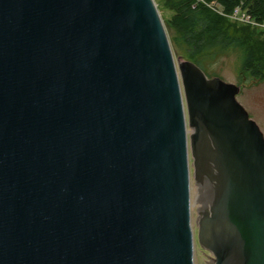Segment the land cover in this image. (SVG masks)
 <instances>
[{
	"label": "water",
	"instance_id": "95a60500",
	"mask_svg": "<svg viewBox=\"0 0 264 264\" xmlns=\"http://www.w3.org/2000/svg\"><path fill=\"white\" fill-rule=\"evenodd\" d=\"M243 86L176 67L154 0H0V264H197L189 153L199 243L264 264Z\"/></svg>",
	"mask_w": 264,
	"mask_h": 264
},
{
	"label": "trees",
	"instance_id": "16d2710c",
	"mask_svg": "<svg viewBox=\"0 0 264 264\" xmlns=\"http://www.w3.org/2000/svg\"><path fill=\"white\" fill-rule=\"evenodd\" d=\"M161 4L172 12L165 24L173 31L172 42L184 59L205 67L208 61L238 50L242 53L240 74L264 79L263 31L238 25L227 16L239 6L264 20V0H162Z\"/></svg>",
	"mask_w": 264,
	"mask_h": 264
},
{
	"label": "rangeland",
	"instance_id": "374dc122",
	"mask_svg": "<svg viewBox=\"0 0 264 264\" xmlns=\"http://www.w3.org/2000/svg\"><path fill=\"white\" fill-rule=\"evenodd\" d=\"M161 19L163 21L166 34L171 47V52L173 55V60L175 66L184 59L183 53L177 48L172 42L173 31L167 27L165 24V19H167L172 13L169 9L162 7V0H154ZM230 21L237 23L238 25L246 24L250 25L255 29V31H263L264 26L257 25L251 22L243 21L238 18L229 17ZM264 23V20H258ZM242 60V53L238 50H231L226 54L219 56L218 58L208 61L205 67H201L202 70L208 77L219 76L226 82L234 83L238 86L245 85L236 95V99L242 104L245 110L248 112L249 117L253 119L264 136V79L254 80L248 75L240 74V65ZM188 128V127H187ZM190 130V128H188ZM189 172H190V216H191V230L194 234V249L197 264H215L216 256L209 251L207 248L203 247L197 238L198 225L197 220L203 214L201 207L209 205L212 203V196L209 191L211 189L210 178L203 173L201 176V185L198 187L196 185V172L192 165V157L189 153ZM198 174V171H197Z\"/></svg>",
	"mask_w": 264,
	"mask_h": 264
},
{
	"label": "built area",
	"instance_id": "2783aa9c",
	"mask_svg": "<svg viewBox=\"0 0 264 264\" xmlns=\"http://www.w3.org/2000/svg\"><path fill=\"white\" fill-rule=\"evenodd\" d=\"M228 17H232V18H238L240 20L243 21H247V22H251L257 25H263V22L258 21L259 19H256L255 17L251 16V14H249L246 10L241 9L239 6H236L232 13H230L229 15H227Z\"/></svg>",
	"mask_w": 264,
	"mask_h": 264
},
{
	"label": "bare ground",
	"instance_id": "6f19581e",
	"mask_svg": "<svg viewBox=\"0 0 264 264\" xmlns=\"http://www.w3.org/2000/svg\"><path fill=\"white\" fill-rule=\"evenodd\" d=\"M201 2V1H200ZM227 15V14H226ZM225 17V16H224Z\"/></svg>",
	"mask_w": 264,
	"mask_h": 264
}]
</instances>
